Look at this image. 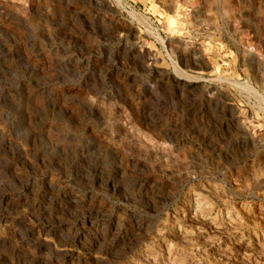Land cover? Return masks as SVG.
I'll return each mask as SVG.
<instances>
[{
    "label": "rangeland",
    "instance_id": "374dc122",
    "mask_svg": "<svg viewBox=\"0 0 264 264\" xmlns=\"http://www.w3.org/2000/svg\"><path fill=\"white\" fill-rule=\"evenodd\" d=\"M169 262L264 264V0H0V264Z\"/></svg>",
    "mask_w": 264,
    "mask_h": 264
},
{
    "label": "bare ground",
    "instance_id": "6f19581e",
    "mask_svg": "<svg viewBox=\"0 0 264 264\" xmlns=\"http://www.w3.org/2000/svg\"><path fill=\"white\" fill-rule=\"evenodd\" d=\"M183 77V76H182ZM208 207V206H207ZM202 209V208H201ZM204 212H202V214H203ZM207 215V214H206ZM207 217V216H206ZM217 218V217H216ZM219 224V223H218ZM234 228H237V226L236 227H234ZM187 235V234H186ZM186 238V237H185ZM180 239V238H179ZM162 242V241H161ZM170 244H172V243H170ZM172 247V246H171ZM166 249H167V252H168V255L169 256H172V257H174V254H173V251H172V249L169 247V246H167L166 247ZM166 252V251H165ZM175 253V252H174ZM164 256V255H163ZM168 257V256H167ZM248 257V256H247ZM169 259V258H168ZM174 259H175V257H174ZM173 261V260H172ZM179 261V260H178ZM170 263V262H169ZM132 264V263H131ZM157 264V263H156ZM170 264H173V263H170ZM181 264V263H180ZM188 264V263H187ZM195 264V263H194Z\"/></svg>",
    "mask_w": 264,
    "mask_h": 264
}]
</instances>
